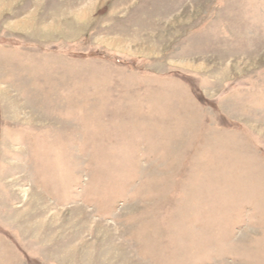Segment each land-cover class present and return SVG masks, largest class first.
<instances>
[{"label": "rangeland", "instance_id": "rangeland-1", "mask_svg": "<svg viewBox=\"0 0 264 264\" xmlns=\"http://www.w3.org/2000/svg\"><path fill=\"white\" fill-rule=\"evenodd\" d=\"M0 264H264V0H0Z\"/></svg>", "mask_w": 264, "mask_h": 264}, {"label": "crops", "instance_id": "crops-1", "mask_svg": "<svg viewBox=\"0 0 264 264\" xmlns=\"http://www.w3.org/2000/svg\"><path fill=\"white\" fill-rule=\"evenodd\" d=\"M27 141H28L29 143H32V144H33V142H34L35 140H33V139H32V140H31V139L29 140V137H27Z\"/></svg>", "mask_w": 264, "mask_h": 264}]
</instances>
